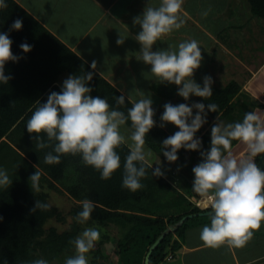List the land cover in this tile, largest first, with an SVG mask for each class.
I'll return each mask as SVG.
<instances>
[{
	"label": "clouds",
	"instance_id": "1",
	"mask_svg": "<svg viewBox=\"0 0 264 264\" xmlns=\"http://www.w3.org/2000/svg\"><path fill=\"white\" fill-rule=\"evenodd\" d=\"M183 4L184 0H160L158 6H153L149 0L143 15L133 18V24L141 29L134 37L141 46L136 59L149 65L150 73L161 83L176 85L178 95L184 100L191 96L206 100L213 96V80L205 76L201 86L193 79L203 59L197 40L181 42L178 48L170 45L153 51L158 41L185 25L187 13L183 11ZM5 7L4 0H0V8ZM208 11L202 15L206 17ZM22 28L20 19L11 25L15 31ZM116 43L123 45L125 40L119 36ZM12 44L7 34L0 33V82L5 84L11 79L5 75L6 64L18 62V57L12 52ZM20 48L24 53L31 51L27 42ZM91 68L96 70V61L91 62ZM100 75L102 77L103 73ZM92 80L93 72L65 79L60 92H51L46 103L38 102L39 106L27 121V132L33 136L37 149H52L45 155L46 164H59L64 155H79L86 166L100 173L101 179L109 180L121 168L117 149L127 142L121 128L131 121V143L123 164L122 187L136 192L144 187L141 181L146 177L147 169L152 167L148 159L151 151H145V144L148 133L156 126L153 100L140 91L139 100L128 98L132 106L125 114L113 109L107 99L90 95L93 89L88 83ZM116 101L117 105H124L125 97H116ZM193 109L197 110L195 116ZM207 110L217 113L218 105L208 103ZM206 117L203 103H194L191 107L184 103L164 105L160 127L172 124L179 129L163 141L162 153L169 163L178 160L177 153L181 149L201 150L202 141L196 138V133L207 123ZM45 135L48 142L43 139ZM233 141L244 146L245 151L240 156L233 151ZM262 156L264 115L249 111L242 121L228 124L218 116L211 129L210 150L201 151L202 162L192 169L195 177L192 191L211 208L210 225L204 226L199 236L205 247L226 245L242 248L261 227L264 222V170L256 160ZM152 174L154 177L164 175L159 167L153 168ZM29 179L32 191L39 192L40 172L36 170ZM11 184L6 170L0 168V188ZM80 204L82 211L75 219L83 225L90 220L94 204L88 199ZM48 207L37 200L32 212L47 210ZM99 239L97 228H85L71 241L74 255L67 257L64 264H88L87 254ZM33 264H48V261L37 259Z\"/></svg>",
	"mask_w": 264,
	"mask_h": 264
},
{
	"label": "trees",
	"instance_id": "2",
	"mask_svg": "<svg viewBox=\"0 0 264 264\" xmlns=\"http://www.w3.org/2000/svg\"><path fill=\"white\" fill-rule=\"evenodd\" d=\"M4 2L7 7L0 8V33L7 34L13 41L12 52L18 57V62L6 64L5 75L11 79L7 84L0 82V168L6 170L12 181L8 187L0 188V264H33L37 259H45L48 264H61V258L74 250L71 241L88 225L118 229L120 236L116 247L121 264H144L149 247L167 226L177 223L186 215L202 212L203 209L164 175L154 177V166L147 169L146 177L141 181L144 185L142 189L131 192L123 188V164L129 153L126 143L117 149L121 157V168L109 180L101 179L100 173L86 166L79 155L61 156L59 164L49 165L44 162L45 155L52 149H37L33 136L27 132L26 124L39 106L38 102L46 103L51 92L61 91L62 86L57 82L62 74L80 76L93 72V80L88 83L93 89L90 95L107 99L113 109L125 114L132 104L127 95L104 76L101 77L99 72L93 71L91 65L16 0ZM248 2L255 16L264 17V0ZM16 19L23 22L20 31L11 29ZM24 42L31 46L29 53H24L20 48ZM153 88L168 98L175 94L160 84H154ZM212 92L213 96L203 103L209 130L200 138L201 150L191 151L197 153L201 161V151L210 150L211 129L218 116L221 121H226L225 124L235 123L238 122L237 117L246 113L244 107L247 108L246 103L234 100L241 93V85L236 81L214 88ZM121 95L125 97V104L117 105L116 97ZM208 103L218 105L217 113L207 110ZM254 106L260 105L254 103ZM236 110L239 112L236 113ZM155 121L156 126L146 137V146L160 159L167 161L162 153V145L172 134ZM127 126L131 129V121H128ZM43 139L48 142L46 135ZM236 143L233 141V146ZM177 155V161L184 163L190 160L186 149H181ZM259 160L260 157L256 160L258 165ZM36 170L41 174L39 192L32 191L30 187L29 178ZM51 192L67 194L75 201L66 214L50 203ZM85 199L93 202L94 209L90 220L82 225L76 222L75 217L82 211L80 202ZM37 200L49 205L48 209L33 213ZM67 216L72 220L68 228L59 231L55 226L47 227L51 219L66 222ZM200 219V216L187 219L168 234L152 252L150 264H159L170 252L179 250V239L192 225L190 221ZM107 231L100 237L88 264L107 263L108 258L101 248L112 239Z\"/></svg>",
	"mask_w": 264,
	"mask_h": 264
},
{
	"label": "crops",
	"instance_id": "3",
	"mask_svg": "<svg viewBox=\"0 0 264 264\" xmlns=\"http://www.w3.org/2000/svg\"><path fill=\"white\" fill-rule=\"evenodd\" d=\"M16 1L89 65L96 61V71L103 73L109 82L132 100L140 96V91L155 92L159 98L160 94L154 90V84H160L162 88L173 91L175 94L171 98L178 96L176 85L161 83L155 77L149 79L152 84L142 86V76L146 78L151 69L149 65L136 59L141 46L134 37L141 29L133 24V18L143 15L149 0H50L53 2L49 6L59 8L61 12L52 22L48 21L47 16H44V19L36 16L31 10V7L35 6H31L33 0ZM217 1L219 0H214ZM225 1L231 2L230 5L237 11L233 12L231 8H227L224 11L227 16L214 15L216 12L222 14L223 7L214 5L211 10L213 13H209L208 0H193L197 6L199 3V6L207 9L208 15L205 17L199 11L201 9L197 10L198 7L190 5V0H184L183 11L187 13L185 25L158 41L153 51L166 49L170 45L178 48L181 42L197 40L203 59L201 67L193 77L195 82L203 86V78L210 76L214 89L236 81L241 85V93L234 100L246 103V113L258 111L264 115V17L255 16L247 0ZM151 3L158 6L160 0H151ZM242 9H247L248 16H243L242 11L239 12ZM237 13L239 15H236ZM50 23L54 26H65L59 25L62 29H56L50 27ZM119 36L125 40L123 45L116 43ZM69 76L67 73L62 74L57 83L63 86L64 80ZM161 97L169 100L166 96ZM204 100L191 96L184 103L191 107L194 103H204ZM161 102L162 100L158 101ZM254 103L260 106L256 107ZM159 105L153 107L154 112ZM161 105L164 107L163 103ZM195 110L193 109V112ZM159 116L161 118V114ZM156 117L154 116V119L161 124V120ZM209 127L207 123L204 124L196 133V138L200 139ZM165 128L172 135L175 132L171 130L178 129L172 124H167ZM244 151L242 145L236 155L240 156ZM191 154L193 152L188 151L189 158L192 157ZM196 158L199 160L198 156ZM196 196L198 197V194ZM202 217L204 219L192 223L182 238L176 236L181 248L170 252L159 264H264V222L242 248H229L226 245L209 248L203 245L199 236L202 228L210 225V218ZM117 259L116 264H121L118 256Z\"/></svg>",
	"mask_w": 264,
	"mask_h": 264
},
{
	"label": "rangeland",
	"instance_id": "4",
	"mask_svg": "<svg viewBox=\"0 0 264 264\" xmlns=\"http://www.w3.org/2000/svg\"><path fill=\"white\" fill-rule=\"evenodd\" d=\"M52 2L53 1H50V0H48L47 2H45V1L43 2V0H33V3H31V6L32 5H35V6L31 7V10L39 18L44 19L45 18L44 16H47V18L49 19L48 21H50V20H51L50 22H52V20L55 21V17L58 16L59 14H61V12H60L59 8H54V7L51 8L49 6V4H51ZM208 3H209V9H211V10L214 8V5H215V7H217L219 5L223 7L222 14L216 12V13H214V15L227 16V14H224V11L227 8H231L233 12L237 11V10H235L234 7H232V5H230L231 2H228V1H225V0H219L217 2H214V0H208ZM226 3H229V4L226 5ZM248 4H249V2H248ZM190 5L198 7L196 9L197 10L201 9L199 11H201L202 13L207 11V9H205L204 7L199 6V3H198V6L196 4H194L193 0H190ZM240 11H242L243 16L244 15L248 16L246 14L247 13V9L239 10V12ZM210 12L211 11H209V13ZM211 13H213V11ZM236 15H239V14L237 13ZM59 25H60V27H64L65 26V25H61V24H59ZM49 26L50 27H56V29H62V28L58 27L57 25L54 26V24H52V23H50ZM145 77L146 78H144V75L142 76V83H143L142 86L143 85H147V84H149V85L152 84L149 79L154 78V76L150 73V74H147ZM145 80H149V81L146 82ZM137 93H139V92H137ZM143 93L145 94V96H148V95L151 96V99L154 101L153 107H156L158 104H160L159 108H156L157 110L155 112L156 113L155 116H157L156 118H159V120H161L159 115L161 114V116H162V114L164 112V107L161 105L162 103L164 105L167 104V103H171L173 105H178V104H181V103L185 102V100L182 97H180L179 95L178 96L175 95L176 96L175 98H168L167 97V99L170 100L169 101V100H166L163 97H161V95H158V96H160L158 98L157 95L155 94V92L154 93H148V92L143 91ZM176 94H178V91H177ZM138 97L136 96V99H134V100H139L141 98V95L138 96ZM159 100H162V102L158 103ZM238 112H239V110H236V113H238ZM195 115H196V110L193 112V116H195ZM243 117H244L243 114L241 116H239V118L237 117V121H242ZM223 122L226 123L225 120H223ZM203 127H204V125L202 126V128ZM171 131L172 132H177V131H179V129H176V130L172 129ZM121 132L126 137V141H127L126 144L127 145L130 144L131 141H130L129 137H130V134H131V129L127 126V124L125 126H122ZM235 145L236 146L233 147V151H234L235 154H237L238 149L242 145H240L238 143L235 144ZM149 150L151 151V156L148 158L149 159V163L152 166H154L155 168L159 167L161 169V171L164 173V176L167 177V179L169 181H172L177 188L181 189V191H184L185 195L187 197H189V199L191 197V198H193V200L192 199L191 200L195 201V199H197L198 197L192 191L193 181L195 179L192 169H193V167H195L196 165H198L199 163L202 162L201 160H198L196 158L197 157V153L191 154V156H193V160L191 158H189L190 160L187 161V162H184V163L182 161H180V160L176 161L174 163H169L168 161H164V160L160 159L157 156V154L155 152H153L150 148H148L146 146V144H145V151L148 152ZM173 172H175V175H173ZM49 201H50L51 204L56 205L58 208H60L65 214L71 209V207L75 203V201L72 198H70L67 194H59V193H56V192H51L50 193ZM201 219H204V217H201ZM71 221L72 220H71L70 216H67V221L66 222H59V221H57L55 219H51L48 222L47 227L55 226L59 231H62V230H64V229L69 227ZM190 222L194 223L195 221L191 220ZM87 227H95V228H97L98 231L100 232V237L101 238H102V235H104L106 233V231L108 230L107 232H109V234L112 236V239H111V242L109 241L108 243H105V244L102 245V247H101L102 248V252H103L104 255H106V259L108 258V261H107L106 264H111V263L112 264H116V263H118V259H117L118 252H117V247H116L117 243L116 242H117V240H118V238L120 236V231L118 229H114V228H111V227H109V228L108 227L107 228L106 227H96V225H92V226L88 225ZM87 227H85V228H87ZM112 227H114V226H112ZM100 240L101 239H99L96 242V245H95L94 249H92L87 254L88 262L92 260V258L94 256V251L96 250V247H98V243H99ZM72 255H74V250L71 253L67 254L65 257H62L59 262L61 264H64L65 259L67 257H69V256H72ZM126 257L124 258L125 260H127ZM129 264H134V263L133 262H129Z\"/></svg>",
	"mask_w": 264,
	"mask_h": 264
},
{
	"label": "water",
	"instance_id": "5",
	"mask_svg": "<svg viewBox=\"0 0 264 264\" xmlns=\"http://www.w3.org/2000/svg\"><path fill=\"white\" fill-rule=\"evenodd\" d=\"M260 166L262 170H264V156L260 157L259 160ZM211 212V209L203 210L202 212L196 213V214H189L184 217H182L177 223L170 224L167 226L160 235L156 238V240L152 243V245L149 247V251L145 257V263L144 264H150V258L152 255V252L155 250V248L162 242V240L171 232H174L180 225H182L187 219L196 217V216H209Z\"/></svg>",
	"mask_w": 264,
	"mask_h": 264
},
{
	"label": "built area",
	"instance_id": "6",
	"mask_svg": "<svg viewBox=\"0 0 264 264\" xmlns=\"http://www.w3.org/2000/svg\"><path fill=\"white\" fill-rule=\"evenodd\" d=\"M195 203H196V205H198L200 208H202V209H207V208H210V207H208V206H206V205H202V198L198 195V198L197 199H195V201H194ZM170 258L172 257L171 255L169 256Z\"/></svg>",
	"mask_w": 264,
	"mask_h": 264
},
{
	"label": "bare ground",
	"instance_id": "7",
	"mask_svg": "<svg viewBox=\"0 0 264 264\" xmlns=\"http://www.w3.org/2000/svg\"><path fill=\"white\" fill-rule=\"evenodd\" d=\"M202 205L204 206V205H206L205 203H204V201L202 200Z\"/></svg>",
	"mask_w": 264,
	"mask_h": 264
}]
</instances>
